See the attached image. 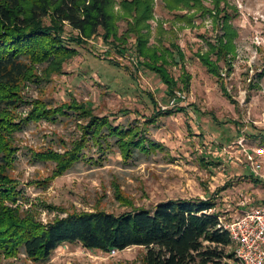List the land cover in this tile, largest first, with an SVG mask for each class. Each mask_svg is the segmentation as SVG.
<instances>
[{
	"label": "rangeland",
	"instance_id": "obj_1",
	"mask_svg": "<svg viewBox=\"0 0 264 264\" xmlns=\"http://www.w3.org/2000/svg\"><path fill=\"white\" fill-rule=\"evenodd\" d=\"M121 1L117 0L116 11L121 12ZM153 6V17L145 23L150 26L145 28L149 45L177 46L185 53L184 60L169 66L182 87L174 95L157 72L144 67V58L135 51L134 34L124 52L101 34L88 39L82 52L65 63L64 73L27 88L30 98L56 103L75 98L98 114L111 115L114 124L146 125L149 138L162 144L130 160L115 148L101 162L87 158L50 178L55 164L34 162L32 150L64 151L82 131L74 120L30 122L18 133L20 149L13 173L44 221L58 213L47 204L117 214L134 207L153 208L174 198H213V210L224 221L264 205V0H154ZM227 21L231 33H226ZM119 26L120 34L128 30L127 21L120 20ZM66 28L68 35L77 33L70 25ZM229 36L235 50L220 60L223 76L218 78L198 52ZM185 72L191 74L189 88L183 81ZM224 85L231 96L225 94ZM179 92L184 97L172 104ZM157 107L173 112L156 116ZM148 117L154 122L147 125ZM216 124L222 130H214ZM230 136L234 139L223 142ZM95 149L87 147L86 155L97 159ZM234 250L235 244L228 253ZM146 252L139 245L114 253L75 242L62 244L47 261L19 252L0 264H146ZM220 264L239 262L234 255Z\"/></svg>",
	"mask_w": 264,
	"mask_h": 264
},
{
	"label": "trees",
	"instance_id": "obj_2",
	"mask_svg": "<svg viewBox=\"0 0 264 264\" xmlns=\"http://www.w3.org/2000/svg\"><path fill=\"white\" fill-rule=\"evenodd\" d=\"M116 3L117 0H0V263L19 252L30 259L47 261L62 244L75 242L102 251L143 246L146 264H220L224 258L236 255L235 250L228 253L234 243L229 231L219 225L222 217L213 210V198H174L160 201L153 208L134 207L117 214L105 209L69 210L47 204L50 211L58 213L44 221L35 203L26 200L14 176L20 149L18 133L32 121L74 120L82 131L64 151L53 147L32 150L34 162L55 164L50 178L87 158L101 162L115 148L130 160L162 147L149 138L146 125L114 124L111 115L94 112L87 102L73 98L56 103L47 98H30L26 91L31 83L39 86L56 73H64L65 63L79 55L86 41L98 34L121 52L134 34L135 51L144 58V67L159 74L170 96L182 88L169 66L184 60L185 53L175 45H149V31L145 28L150 26L145 23L153 17L154 0H122L121 12L116 11ZM120 20L127 21L124 34H120ZM67 25L77 33L68 35ZM225 26L226 33H231L227 31L231 30L228 21ZM234 50L229 36L198 53L211 74L221 78L220 60H227ZM113 61L116 67L121 66L118 60ZM190 78L191 74L185 72L187 88ZM223 90L230 95L225 85ZM154 102L158 103L156 99ZM157 109L156 116L173 112ZM151 121L153 117H148L145 123ZM215 129L222 130L217 124ZM261 137L264 141V134ZM232 139L234 136L223 142ZM87 147H96L97 159L86 155Z\"/></svg>",
	"mask_w": 264,
	"mask_h": 264
},
{
	"label": "built area",
	"instance_id": "obj_3",
	"mask_svg": "<svg viewBox=\"0 0 264 264\" xmlns=\"http://www.w3.org/2000/svg\"><path fill=\"white\" fill-rule=\"evenodd\" d=\"M181 97H184L182 93L176 95L172 104ZM221 221L219 225L229 231L235 244L239 264H264V205L248 210L232 220L224 221L221 218Z\"/></svg>",
	"mask_w": 264,
	"mask_h": 264
}]
</instances>
